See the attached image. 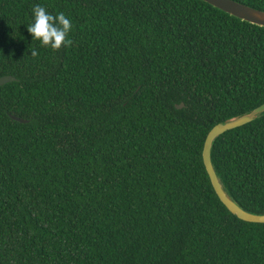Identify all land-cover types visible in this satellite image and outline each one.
Instances as JSON below:
<instances>
[{"label":"trees","instance_id":"16d2710c","mask_svg":"<svg viewBox=\"0 0 264 264\" xmlns=\"http://www.w3.org/2000/svg\"><path fill=\"white\" fill-rule=\"evenodd\" d=\"M35 5L70 19V47L34 40ZM3 76L0 264H264V224L202 161L264 104V28L199 0H0ZM210 161L264 215V113Z\"/></svg>","mask_w":264,"mask_h":264},{"label":"water","instance_id":"95a60500","mask_svg":"<svg viewBox=\"0 0 264 264\" xmlns=\"http://www.w3.org/2000/svg\"><path fill=\"white\" fill-rule=\"evenodd\" d=\"M202 1L211 7L228 14L240 21L255 25L258 27L264 28V12L246 6L244 4L238 3L233 0H199ZM15 79L10 76L0 77V86H3L7 83L13 82ZM183 104L176 106V109H182ZM264 113V104L253 109L250 112L241 114L235 118L224 121L215 125L206 135V138L203 143L202 149V161L205 167L206 173L209 177L210 183L213 187L215 194L217 195L219 201L224 205V207L229 211L230 214L235 216L237 219L254 224H264V215H256L244 211L236 202H234L224 191L218 177L216 176L214 169L210 161V151L213 141L224 134L227 131L233 130L235 128L244 126L258 116ZM14 121L19 123H25L26 121L12 117Z\"/></svg>","mask_w":264,"mask_h":264},{"label":"clouds","instance_id":"9594fccd","mask_svg":"<svg viewBox=\"0 0 264 264\" xmlns=\"http://www.w3.org/2000/svg\"><path fill=\"white\" fill-rule=\"evenodd\" d=\"M34 20L28 24V32L34 40L39 41L43 47L59 51L63 47H70L74 41L69 38L72 23L63 12L50 14L40 5L33 7ZM31 56H38V52L31 51Z\"/></svg>","mask_w":264,"mask_h":264}]
</instances>
